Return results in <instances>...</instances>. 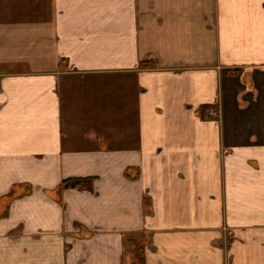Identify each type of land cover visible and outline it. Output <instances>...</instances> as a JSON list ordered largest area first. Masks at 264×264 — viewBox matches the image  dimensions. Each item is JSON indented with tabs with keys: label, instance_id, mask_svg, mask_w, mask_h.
<instances>
[{
	"label": "crops",
	"instance_id": "obj_1",
	"mask_svg": "<svg viewBox=\"0 0 264 264\" xmlns=\"http://www.w3.org/2000/svg\"><path fill=\"white\" fill-rule=\"evenodd\" d=\"M0 264H264V0H0Z\"/></svg>",
	"mask_w": 264,
	"mask_h": 264
},
{
	"label": "trees",
	"instance_id": "obj_2",
	"mask_svg": "<svg viewBox=\"0 0 264 264\" xmlns=\"http://www.w3.org/2000/svg\"><path fill=\"white\" fill-rule=\"evenodd\" d=\"M210 107L209 106H204L202 107L201 109V113L209 110ZM91 179H82V178H74V179H67V180H64L63 183H62V187H77L79 185H86L88 183H90ZM140 260V258H139Z\"/></svg>",
	"mask_w": 264,
	"mask_h": 264
}]
</instances>
